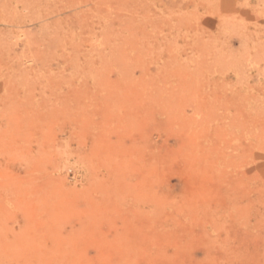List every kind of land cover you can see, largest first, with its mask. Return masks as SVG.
<instances>
[{"label": "rangeland", "instance_id": "374dc122", "mask_svg": "<svg viewBox=\"0 0 264 264\" xmlns=\"http://www.w3.org/2000/svg\"><path fill=\"white\" fill-rule=\"evenodd\" d=\"M0 264H264V0H0Z\"/></svg>", "mask_w": 264, "mask_h": 264}]
</instances>
